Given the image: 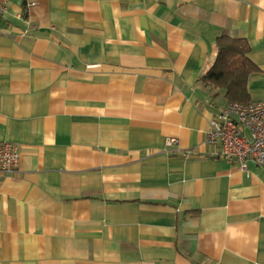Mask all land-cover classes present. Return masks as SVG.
I'll list each match as a JSON object with an SVG mask.
<instances>
[{
    "label": "crops",
    "instance_id": "0c3cea01",
    "mask_svg": "<svg viewBox=\"0 0 264 264\" xmlns=\"http://www.w3.org/2000/svg\"><path fill=\"white\" fill-rule=\"evenodd\" d=\"M0 31V264H264L263 170L212 155L199 82L242 38L264 101V0H7Z\"/></svg>",
    "mask_w": 264,
    "mask_h": 264
},
{
    "label": "built area",
    "instance_id": "2783aa9c",
    "mask_svg": "<svg viewBox=\"0 0 264 264\" xmlns=\"http://www.w3.org/2000/svg\"><path fill=\"white\" fill-rule=\"evenodd\" d=\"M6 3L7 0H0V18ZM205 142L213 146L214 157L235 161L241 171H246L247 162L252 161L264 173V101L228 104L218 110L210 121ZM177 143V139L170 138L166 139L165 146L169 148ZM18 166L19 154L15 147L0 142V175L15 174Z\"/></svg>",
    "mask_w": 264,
    "mask_h": 264
},
{
    "label": "trees",
    "instance_id": "16d2710c",
    "mask_svg": "<svg viewBox=\"0 0 264 264\" xmlns=\"http://www.w3.org/2000/svg\"><path fill=\"white\" fill-rule=\"evenodd\" d=\"M215 59L212 66L199 77V82L214 91L222 106L251 103L248 79L257 73V67L248 55L247 40L220 35L215 39Z\"/></svg>",
    "mask_w": 264,
    "mask_h": 264
}]
</instances>
